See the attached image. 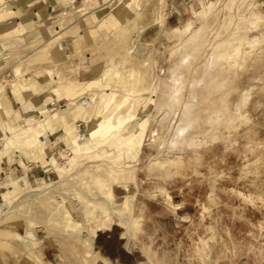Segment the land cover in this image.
I'll list each match as a JSON object with an SVG mask.
<instances>
[{"label":"rangeland","instance_id":"1","mask_svg":"<svg viewBox=\"0 0 264 264\" xmlns=\"http://www.w3.org/2000/svg\"><path fill=\"white\" fill-rule=\"evenodd\" d=\"M43 1L27 10L0 3L29 22L15 32L21 18L0 26V141L25 114L39 120L68 104L92 115L105 89L128 95L136 118L98 138L102 146L76 148L56 122L42 137L47 156L0 153V264H80L79 245L60 256L65 233L50 208L69 210L84 235L126 195L131 251L117 220L96 233L100 246L94 237L99 255H127L111 264H264V0H114L85 10V0ZM64 84L75 97L53 98ZM41 106L48 111L39 115ZM88 117L72 123L79 136ZM139 121L145 135L131 159L111 137ZM107 159L133 176L105 180L96 165ZM46 196L52 205L39 212Z\"/></svg>","mask_w":264,"mask_h":264},{"label":"bare ground","instance_id":"2","mask_svg":"<svg viewBox=\"0 0 264 264\" xmlns=\"http://www.w3.org/2000/svg\"><path fill=\"white\" fill-rule=\"evenodd\" d=\"M4 1L6 0H0V3ZM7 1L15 4L17 7H25L37 0ZM64 1L65 0H51V3L54 6H58L62 5ZM112 1L114 0H85L83 9L85 10L87 6L98 9L104 5H108ZM44 10L45 8L41 9L39 14H42ZM2 16L3 15H0V17ZM106 76L107 74H103L101 78L85 83V87L91 88L101 84L103 80H105ZM114 76L120 78L121 75L118 71H115ZM85 87H83V89H85ZM105 90L102 91L100 98L102 99L100 103V111L97 110L93 112L92 115H90V113L88 114V109H85L81 105L70 107L68 104L66 107H64L65 109L63 113L59 114L57 112L52 113V111H49L51 112L49 117H43L39 120H37L32 115H23L24 124H19L16 126L10 125L8 134L0 141V153L4 156H8V153L13 150L15 152H21L24 155L28 151L33 153L34 158L47 156L45 146L42 145V137L44 133L47 132V129H52V125L56 122H61V129L65 133V139L71 140V143L74 144L76 148H81L84 144L93 140L96 141L98 145L102 146L103 141L102 139L98 141V138H102L104 135H106L108 130L125 126L127 123H129V121L136 118L134 102L128 95L122 100H117L116 94L114 92H106ZM52 92L53 93L51 95H53V98L65 96L67 97L68 101L73 99L75 97L74 95L77 93V91L71 88L68 84L56 86ZM142 105L143 103L139 104L138 108H141ZM38 111V114L42 115L48 110L44 106H41ZM84 115L89 116L88 120L86 121V131L82 136H79L77 134L76 127H74L72 123L75 121V119L84 117ZM145 129V121H139L137 127L133 131L129 132L128 134H122L120 132L114 131L111 139L114 140L115 147L124 148L126 150V154H128L127 156L133 159L137 157L141 150ZM103 161H106L107 165L99 164L96 165V167L98 171H102L105 180L120 182L130 179L133 176V174L127 170V167L114 166L112 163L114 159H107ZM46 165H50V162L47 161ZM56 169L62 173L64 168L57 167ZM2 188H5L8 194L13 193L14 190H16V181L13 179L12 175L8 177L7 182L2 184ZM32 191L35 190H29V192ZM107 193L110 194L109 191ZM17 197L18 196H15L12 200H17ZM50 199V196H46L36 202L39 212L47 209L49 210L50 205H52V200ZM132 201L133 195H126L121 204H113L111 209H109V207L106 205L108 210H102L100 214L94 219L92 225L93 229H89V226L85 225L86 227H84V235H79L76 231L78 223L76 219L72 217L69 210H57L55 207L53 208L54 212H52V208H50L51 210L49 214L53 216L54 222L56 221L57 225H60L56 228L59 229V227H61V231L65 233V237H60L56 241L60 256L65 257L68 251L74 250L76 248L75 246L79 245V254L81 257L80 264H89L91 261L95 263L96 257L92 248L95 234L98 231L107 230L110 228L113 222L117 220V224L120 225L121 228L125 229V232L122 234L125 236L129 221L124 215L131 211ZM86 215H88V213Z\"/></svg>","mask_w":264,"mask_h":264},{"label":"crops","instance_id":"3","mask_svg":"<svg viewBox=\"0 0 264 264\" xmlns=\"http://www.w3.org/2000/svg\"><path fill=\"white\" fill-rule=\"evenodd\" d=\"M41 2H43L44 3V1L43 0H37V1H35V2H33V3H31V4H29V5H27V6H25V7H19V9L21 10V9H23V10H27L28 8H32V7H34V6H37L38 4H40ZM44 7V6H43ZM43 7H41L40 6V8L39 9H41V8H43ZM38 9V10H39ZM37 13H38V11H37ZM0 15H3L2 17H0V26H5V25H7L8 23H10V21L11 20H13V19H19V18H21L20 19V22H18L17 24H16V26H14V27H12L11 29L12 30H15V27L17 28V29H19V28H25L26 26V24H29V22L26 20V17H24L23 15H21V12H18V11H16V7H13L11 10H6V12H0ZM20 15V16H19ZM35 15H36V13H35ZM41 19V18H40ZM42 20V19H41ZM24 26V27H23ZM5 31V30H4ZM3 31V32H4ZM2 33V32H1ZM50 162V161H49ZM120 227V226H119ZM111 229V227L110 228H108L107 230H110ZM101 231H105V230H101ZM99 232V231H98ZM125 231H121V233H120V235L118 236V239H124L125 240V243H124V246H125V248L128 250V251H131V239L132 238H126L127 236H123L122 234L124 233ZM96 235V234H95ZM126 235H127V232H126ZM94 237H96L95 238V243H96V245L97 246H100L101 245V241H100V239H101V237H103L101 234H98V235H96V236H94ZM93 243H94V238H93ZM93 243H92V247H93ZM102 251H101V254L99 255L96 251H94V248H93V252H94V254H95V257H96V261H95V264H96V262H101V263H103V264H111L110 262H111V260H118V261H125V260H122V258L121 257H127V255L126 254H124V253H122V254H120V255H122V256H118V255H114V254H112V253H109L108 251H107V248L105 249V248H102L101 249ZM127 250H125L124 249V251H125V253H127V254H130V252H128ZM143 255V254H142ZM144 256V255H143ZM116 258H118V259H116ZM142 262H140V264H141Z\"/></svg>","mask_w":264,"mask_h":264}]
</instances>
